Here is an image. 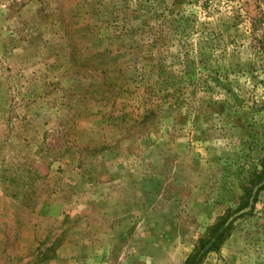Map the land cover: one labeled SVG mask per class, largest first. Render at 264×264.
I'll return each instance as SVG.
<instances>
[{"label":"rangeland","instance_id":"obj_1","mask_svg":"<svg viewBox=\"0 0 264 264\" xmlns=\"http://www.w3.org/2000/svg\"><path fill=\"white\" fill-rule=\"evenodd\" d=\"M264 0H0V264H264Z\"/></svg>","mask_w":264,"mask_h":264},{"label":"trees","instance_id":"obj_2","mask_svg":"<svg viewBox=\"0 0 264 264\" xmlns=\"http://www.w3.org/2000/svg\"><path fill=\"white\" fill-rule=\"evenodd\" d=\"M256 180L257 181H255V183L248 189V197L244 205V207L250 206L249 211L254 207L252 201L255 202L257 193L264 189V173L257 174ZM256 185H259L258 190L256 191L257 193L253 191ZM231 228L232 223L228 222V219H221V221L210 229L206 237L200 239L186 259L185 264H201L208 253L213 251L218 252L222 244L230 236Z\"/></svg>","mask_w":264,"mask_h":264}]
</instances>
